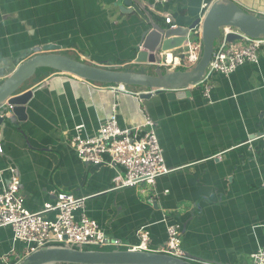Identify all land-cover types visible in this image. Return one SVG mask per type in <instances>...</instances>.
<instances>
[{
    "label": "crops",
    "instance_id": "1",
    "mask_svg": "<svg viewBox=\"0 0 264 264\" xmlns=\"http://www.w3.org/2000/svg\"><path fill=\"white\" fill-rule=\"evenodd\" d=\"M142 1L162 22L170 14L171 25L188 26L214 0H171L156 10L153 0ZM115 2L0 0V59L21 61L33 47L52 43L95 65L131 66L146 23L135 12L121 13ZM242 2L264 15V0ZM31 81L22 89L32 90L22 133L0 128L1 178L14 169L27 210L62 194L87 196L86 214L111 241L134 244L145 226L157 247L166 241L167 225L179 223L182 248L200 264H255L250 255L264 243V148L255 138L264 132V46L257 63L211 76L208 97L204 82L190 87L189 96L168 99L160 91L140 100L62 73ZM114 104L121 127L152 118L172 168L156 179L151 202L137 188H114L117 165L84 163L73 149L75 126L81 136L93 135ZM12 247L11 229L0 228V264L15 263Z\"/></svg>",
    "mask_w": 264,
    "mask_h": 264
},
{
    "label": "built area",
    "instance_id": "2",
    "mask_svg": "<svg viewBox=\"0 0 264 264\" xmlns=\"http://www.w3.org/2000/svg\"><path fill=\"white\" fill-rule=\"evenodd\" d=\"M171 0H153L151 8L167 3ZM208 8L209 5H204ZM165 22L172 24L170 14H163ZM237 34L239 39L229 41L228 35ZM264 46V38H250L240 33L236 28L222 27L220 36L208 63L204 82V96H209L211 85L209 78L215 74L231 75L238 66L245 62L257 63L260 51ZM159 66L166 69H191L199 61L202 54V39L200 28H195L188 35L180 52H161ZM113 92H126L139 95L140 91H130L125 85H102ZM144 92V90H143ZM6 102L0 105V109ZM10 107V106H8ZM116 104L112 106V114L91 136H81L78 132L81 126H75L76 134L71 142L77 157L84 163L99 165L102 163L117 165L120 169L113 178L114 188L134 187L146 194L148 200H154L157 195L156 179L168 174L172 168L166 165L163 149L160 145L155 124L148 115L139 124L131 123L121 127L116 117ZM9 112H6L8 114ZM263 142L264 132L255 137ZM2 147L0 144V152ZM8 178L2 181L0 170V228L8 227L12 232L13 247L10 253L23 257L30 252L47 245H68L84 248L88 246L153 251L165 253L179 258H187L182 248V226L179 223L167 225V238L164 244L153 247L150 244L149 231L145 226L136 232L137 242L125 244L111 241L100 229L95 220L85 212L87 196L62 194L51 201L44 202L36 211H29L24 206V197L20 193V181L12 167L6 168ZM20 242L26 249L22 255L14 249L15 243ZM8 255L3 258L7 261ZM251 260L255 264H264V243L251 253ZM195 263L199 261L189 258ZM202 263V262H200Z\"/></svg>",
    "mask_w": 264,
    "mask_h": 264
},
{
    "label": "water",
    "instance_id": "3",
    "mask_svg": "<svg viewBox=\"0 0 264 264\" xmlns=\"http://www.w3.org/2000/svg\"><path fill=\"white\" fill-rule=\"evenodd\" d=\"M121 13L135 12L146 23L136 48L135 64L145 70H122L95 65L62 54L58 45L47 43L33 47L26 58L0 59V128L10 127L21 132L20 124L26 119L25 105L32 93L22 90L40 68H50L56 73L67 74L93 83L128 85L141 88L138 98L149 99L154 93L164 91L168 99L190 95L189 88L200 84L206 74L215 43L222 27L236 28L250 38H264V15L254 11L256 5L242 0H214L202 19L196 18L188 26H164L156 23L142 0H116ZM200 28L202 54L191 69H166L159 66L161 52L181 51L188 35ZM237 34L228 35L229 41L239 39ZM144 90V92H143ZM10 106V107H8ZM6 112H9L6 114ZM165 253L119 249H84L68 245H47L35 249L14 264H197L190 259Z\"/></svg>",
    "mask_w": 264,
    "mask_h": 264
},
{
    "label": "trees",
    "instance_id": "4",
    "mask_svg": "<svg viewBox=\"0 0 264 264\" xmlns=\"http://www.w3.org/2000/svg\"><path fill=\"white\" fill-rule=\"evenodd\" d=\"M152 16L154 17V20L157 21L159 24L164 25V26H168L169 24L165 23V19L162 22L161 20H163L160 16L151 13ZM69 56V55H68ZM72 57V56H70ZM73 58L78 59L77 57L73 56ZM128 67H132V68H138L140 67V65L138 64H132L131 66ZM115 69H122V70H130V69H125V67H114ZM136 70V69H134ZM55 70L50 69V68H40L36 71L35 75L31 78V82L34 83L35 81H39L42 78H44L45 76H47L50 73H54ZM95 84H99V85H109V84H100V83H95ZM126 86V85H125ZM25 87V86H24ZM27 88V87H26ZM127 89L131 90V91H139L141 90V88L137 87V86H126ZM115 248L114 246H108V247H100V246H88V247H84V249H100V250H111ZM119 249H126L125 247H119ZM200 264V263H197Z\"/></svg>",
    "mask_w": 264,
    "mask_h": 264
},
{
    "label": "rangeland",
    "instance_id": "5",
    "mask_svg": "<svg viewBox=\"0 0 264 264\" xmlns=\"http://www.w3.org/2000/svg\"><path fill=\"white\" fill-rule=\"evenodd\" d=\"M66 54H68V53H66ZM69 55H71L70 53H69ZM125 69H130V70H134V69H136L137 71H140V72H143L145 69L143 68V67H138V68H132V67H128V66H126L125 67ZM28 83V82H27ZM25 85H27V84H25ZM19 245L18 246H20L19 248V250H17L16 252H17V254H19V255H22V253H24L25 252V248H24V245L22 244V243H20V242H17ZM16 244V243H15ZM22 247V248H21ZM114 249V248H113ZM11 257L12 258H15L16 257V254L15 253H13L12 255H11Z\"/></svg>",
    "mask_w": 264,
    "mask_h": 264
},
{
    "label": "clouds",
    "instance_id": "6",
    "mask_svg": "<svg viewBox=\"0 0 264 264\" xmlns=\"http://www.w3.org/2000/svg\"><path fill=\"white\" fill-rule=\"evenodd\" d=\"M169 26H170V24H169Z\"/></svg>",
    "mask_w": 264,
    "mask_h": 264
}]
</instances>
